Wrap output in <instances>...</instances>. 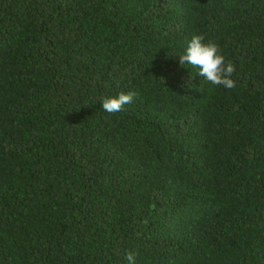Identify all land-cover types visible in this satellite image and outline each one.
Segmentation results:
<instances>
[{"label":"trees","instance_id":"obj_1","mask_svg":"<svg viewBox=\"0 0 264 264\" xmlns=\"http://www.w3.org/2000/svg\"><path fill=\"white\" fill-rule=\"evenodd\" d=\"M194 34L233 89L180 65ZM129 252L264 264V0H0V264Z\"/></svg>","mask_w":264,"mask_h":264},{"label":"clouds","instance_id":"obj_2","mask_svg":"<svg viewBox=\"0 0 264 264\" xmlns=\"http://www.w3.org/2000/svg\"><path fill=\"white\" fill-rule=\"evenodd\" d=\"M179 63L187 69H198L196 74L214 86H222L225 89H233L236 86V81L232 78L235 66L226 62L219 46L212 41L206 42L203 35H192L186 42L183 54L179 55ZM134 100L135 93L119 92L116 95L104 97L101 107L105 112L115 114L123 111L125 106L133 104ZM126 261L127 264H136L135 253L129 252Z\"/></svg>","mask_w":264,"mask_h":264}]
</instances>
